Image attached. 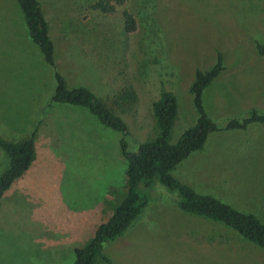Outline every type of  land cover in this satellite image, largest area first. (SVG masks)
<instances>
[{
    "label": "rangeland",
    "instance_id": "1",
    "mask_svg": "<svg viewBox=\"0 0 264 264\" xmlns=\"http://www.w3.org/2000/svg\"><path fill=\"white\" fill-rule=\"evenodd\" d=\"M37 1L55 70L123 120L132 153L158 135L151 104L159 90L176 98L170 144L195 124V73L210 70L220 54L223 71L204 89L202 104L221 130L171 175L264 224V128L224 130L230 120L264 113V57L256 50L264 46V0H114L109 13L92 8L98 0ZM124 12L134 19L133 32L124 31ZM55 70L32 42L17 1L0 0V137L25 140L47 113L59 134L57 145L48 136L52 149L31 167L29 208L0 211V264H74V248L94 238L126 194L122 134L85 107L53 103ZM123 91L135 101H121ZM148 193L138 218L103 244L108 263L264 264L261 248L219 222L182 212L177 194L159 182ZM102 256L96 264H108Z\"/></svg>",
    "mask_w": 264,
    "mask_h": 264
},
{
    "label": "trees",
    "instance_id": "2",
    "mask_svg": "<svg viewBox=\"0 0 264 264\" xmlns=\"http://www.w3.org/2000/svg\"><path fill=\"white\" fill-rule=\"evenodd\" d=\"M23 14L24 22L32 42L38 47L47 65L55 70L54 45L49 37L46 22L37 0H16ZM114 0H98L92 8L102 13L111 12ZM119 1V0H118ZM119 1V4H121ZM126 33L135 30L131 14L124 12ZM256 50L264 57V46L257 44ZM223 71L222 56L219 54L216 64L208 71H196L191 85L193 103L197 120L185 130L175 144L168 142L171 127L176 116L177 103L171 90L158 91V97L152 96L151 113L158 129V135L150 141L140 144L136 152L127 150L125 136L127 126L99 98L84 87L69 89L66 79L55 70L56 88L51 98L53 103L68 104L87 108L104 126L122 134L121 154L126 159V194L116 206L108 221L98 226L94 238L87 244L74 248V264H95L96 257L102 256L103 244L120 236L131 223L138 218L146 207L153 185L159 182L168 192L178 196L177 206L182 212L219 222L230 228L244 240L255 244L264 251V224L252 214L239 212L220 200L195 192L171 175V171L192 152L202 149L208 135L220 131L207 116L202 93L205 88ZM168 88V86H167ZM120 100L134 102L132 91H123ZM264 123V113L252 111L243 120H230L224 130H244L251 123ZM36 131L29 139L12 143L0 138L2 148L10 158L9 168L0 176V200L13 182L23 175L34 160V139ZM105 261L108 259L102 256Z\"/></svg>",
    "mask_w": 264,
    "mask_h": 264
},
{
    "label": "crops",
    "instance_id": "3",
    "mask_svg": "<svg viewBox=\"0 0 264 264\" xmlns=\"http://www.w3.org/2000/svg\"><path fill=\"white\" fill-rule=\"evenodd\" d=\"M78 85H80V84H78ZM67 86H68L69 89H72L71 88L72 86H70L68 80H67ZM80 87H82V86H80ZM75 88H77V87H75ZM259 114H263V113H259ZM44 118H47V119H45V122L42 123L43 122L42 120ZM49 119H50L49 113H47L36 124L35 128H33L28 133L27 138L25 140L18 141V142H12V143H19V142L26 141L27 139L30 138L32 133L34 131H36V136H35V139H34V153H35V150H37L38 151V156L36 158L34 156V160L32 162L33 164L31 163L29 168L23 173V175L21 177H19V179H17L18 183L14 184L13 187L11 186L10 189H8L7 192H5L2 195L1 201L3 200V203L2 204L0 203V211L3 210V209L16 208V206L23 207L24 209L29 208L28 205H27V202L31 198H30V193H29L28 188H27V184H28V179L27 178L30 175L31 167L33 165L35 166V164H37V160H39V162L41 160H43V156H40L44 152L43 149L45 148V151H48L49 149H52L51 146H52V144H54L57 141L56 136L59 135L57 129H55L52 126V123H51V121ZM253 126H258L257 128H264V123H257V122L251 123L246 128H248V127L251 128ZM233 130H240V129H233ZM8 135H12V133H8ZM48 136L52 137V139H53V143L52 144L50 143V140H49ZM5 141H7V140H5ZM8 142H10V141H8ZM59 144H61V142ZM54 145H57V144H54ZM49 156H51V155H49ZM9 165H10L9 156L7 155V153L2 148H0V175L9 168ZM26 200H27V202H26ZM47 242L50 243V244L54 243L55 246H56V244H59L60 245L59 247H67L66 244L68 243V242L57 243V242H55L52 239H50V240L48 239ZM98 258H100V257L98 256L97 259ZM97 259H96V262H97ZM96 262H95V264H96ZM104 262L108 263L105 260H104ZM108 264H110V263H108Z\"/></svg>",
    "mask_w": 264,
    "mask_h": 264
}]
</instances>
